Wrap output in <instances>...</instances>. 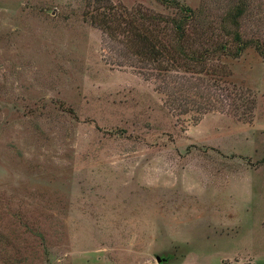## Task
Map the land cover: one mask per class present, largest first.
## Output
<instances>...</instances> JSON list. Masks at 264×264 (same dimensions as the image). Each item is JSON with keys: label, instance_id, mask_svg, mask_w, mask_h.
Here are the masks:
<instances>
[{"label": "rangeland", "instance_id": "rangeland-1", "mask_svg": "<svg viewBox=\"0 0 264 264\" xmlns=\"http://www.w3.org/2000/svg\"><path fill=\"white\" fill-rule=\"evenodd\" d=\"M180 1L196 51L234 52L239 0ZM247 1L239 56L156 69L86 17L94 0H0V264H264V0Z\"/></svg>", "mask_w": 264, "mask_h": 264}, {"label": "trees", "instance_id": "trees-1", "mask_svg": "<svg viewBox=\"0 0 264 264\" xmlns=\"http://www.w3.org/2000/svg\"><path fill=\"white\" fill-rule=\"evenodd\" d=\"M159 1L168 7L175 8L178 16L169 18L157 14L148 15L139 9L132 12L127 10L124 14L117 7L111 6L109 0H94V4H91L92 8H89L86 12V17L91 22L105 27L113 35L115 33L126 34L130 53L140 58L141 61L156 63V69L162 66L161 57L164 55L172 62H178L182 58L186 62L194 61L201 64L208 59L209 51L214 53H219L220 51L228 53L230 51L234 56H239L252 43L250 40H245L241 32V19L249 5L247 0H239L234 7L226 12L225 17L221 21L225 31L232 36L235 42L234 52L229 50L231 46L227 42L219 43L212 50L196 51L194 44L198 40L194 38L196 35L190 27V23L195 18V10L180 0ZM168 24L171 25V32L164 34L167 38L165 43V41L160 39L159 33ZM228 25L232 29L227 28ZM202 41L209 44L207 37H204ZM255 42L256 48L261 53H264V45L261 41L255 40Z\"/></svg>", "mask_w": 264, "mask_h": 264}, {"label": "water", "instance_id": "water-1", "mask_svg": "<svg viewBox=\"0 0 264 264\" xmlns=\"http://www.w3.org/2000/svg\"><path fill=\"white\" fill-rule=\"evenodd\" d=\"M158 260H159V262H161V263H162L164 259H162V258L158 257Z\"/></svg>", "mask_w": 264, "mask_h": 264}]
</instances>
